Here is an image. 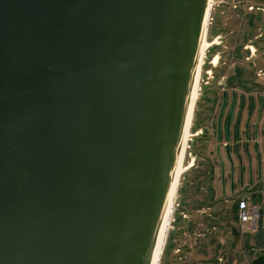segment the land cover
Returning a JSON list of instances; mask_svg holds the SVG:
<instances>
[{
  "label": "water",
  "instance_id": "95a60500",
  "mask_svg": "<svg viewBox=\"0 0 264 264\" xmlns=\"http://www.w3.org/2000/svg\"><path fill=\"white\" fill-rule=\"evenodd\" d=\"M205 6L0 0V264L152 263Z\"/></svg>",
  "mask_w": 264,
  "mask_h": 264
},
{
  "label": "rangeland",
  "instance_id": "374dc122",
  "mask_svg": "<svg viewBox=\"0 0 264 264\" xmlns=\"http://www.w3.org/2000/svg\"><path fill=\"white\" fill-rule=\"evenodd\" d=\"M212 8L206 39L218 44L204 56L190 167L160 264H249L264 247V0H212ZM241 200L248 221L239 220Z\"/></svg>",
  "mask_w": 264,
  "mask_h": 264
},
{
  "label": "bare ground",
  "instance_id": "6f19581e",
  "mask_svg": "<svg viewBox=\"0 0 264 264\" xmlns=\"http://www.w3.org/2000/svg\"><path fill=\"white\" fill-rule=\"evenodd\" d=\"M212 0H206V6H205V12L202 22V32H201V38L199 40V44L197 47V55L195 59V69H194V79L192 84V89L190 93V97L188 100V107L187 112L185 113V117L183 120V125L181 129V134L179 138V148L178 153L176 156V160L173 164L171 176H170V191H169V197L166 204L164 219L160 225V229L158 232V238H157V244L154 251L153 259L151 264H160L161 258L163 255V251L165 249L167 236L169 233V230L171 228L172 219H173V213L174 212V202L177 197L178 193V187L180 185V181L182 178V174L188 169L190 165H186L185 161L187 158V151L189 148V140L190 137L193 135L191 126L193 123L194 118V112L196 108V103L201 95V89H200V80H201V73H202V65L204 56L206 53V50L213 44H218V42L209 43L206 39V32L208 28V24L211 18V12H212ZM251 48L254 50V47L251 46ZM219 57H216L214 59V65L218 63Z\"/></svg>",
  "mask_w": 264,
  "mask_h": 264
},
{
  "label": "trees",
  "instance_id": "16d2710c",
  "mask_svg": "<svg viewBox=\"0 0 264 264\" xmlns=\"http://www.w3.org/2000/svg\"><path fill=\"white\" fill-rule=\"evenodd\" d=\"M228 79L231 81V79H230V77H228ZM240 82H241V80H240ZM243 85V83H239V86H242ZM240 88H242V87H240ZM224 96L226 97V93L224 92ZM235 98V97H234ZM236 99V98H235ZM227 126H228V128H227V134L229 133V125H230V118H227ZM235 132H236V129H235ZM235 137H239L238 136V134L237 133H235ZM235 204H233L232 205V208H233V210H232V215H233V217H235L236 216V212H237V205L239 204V202H238V200H237V202H234ZM235 232V231H234ZM259 232H262V230H261V228H260V230L257 232V233H259ZM249 264H264V247L262 248V251L259 253L258 252V254H256L252 259H251V261H250V263Z\"/></svg>",
  "mask_w": 264,
  "mask_h": 264
},
{
  "label": "built area",
  "instance_id": "2783aa9c",
  "mask_svg": "<svg viewBox=\"0 0 264 264\" xmlns=\"http://www.w3.org/2000/svg\"><path fill=\"white\" fill-rule=\"evenodd\" d=\"M250 214H251V209H248L247 207H243L242 205V200L240 201V218L241 219V215H242V219L244 221H248L250 220ZM241 222V220H240Z\"/></svg>",
  "mask_w": 264,
  "mask_h": 264
}]
</instances>
